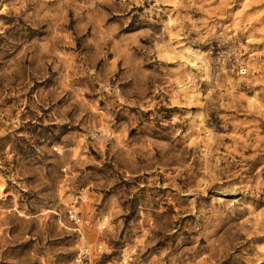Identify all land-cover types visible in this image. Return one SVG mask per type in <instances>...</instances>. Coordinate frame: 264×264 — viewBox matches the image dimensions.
<instances>
[{
	"label": "rangeland",
	"instance_id": "1",
	"mask_svg": "<svg viewBox=\"0 0 264 264\" xmlns=\"http://www.w3.org/2000/svg\"><path fill=\"white\" fill-rule=\"evenodd\" d=\"M127 254L264 264V0H0V264Z\"/></svg>",
	"mask_w": 264,
	"mask_h": 264
},
{
	"label": "built area",
	"instance_id": "2",
	"mask_svg": "<svg viewBox=\"0 0 264 264\" xmlns=\"http://www.w3.org/2000/svg\"><path fill=\"white\" fill-rule=\"evenodd\" d=\"M68 214H69V218H70L71 222H73V224L76 226L75 231L79 233V227H80L81 219L79 218V216L77 214L72 213V211H70ZM106 220H107L106 218H103L100 221L98 228L100 229L101 232L106 230V223H105ZM128 257H129L128 254L124 255L123 264H127Z\"/></svg>",
	"mask_w": 264,
	"mask_h": 264
},
{
	"label": "bare ground",
	"instance_id": "3",
	"mask_svg": "<svg viewBox=\"0 0 264 264\" xmlns=\"http://www.w3.org/2000/svg\"><path fill=\"white\" fill-rule=\"evenodd\" d=\"M188 51V50H187ZM188 53V52H187ZM190 62V61H189Z\"/></svg>",
	"mask_w": 264,
	"mask_h": 264
}]
</instances>
